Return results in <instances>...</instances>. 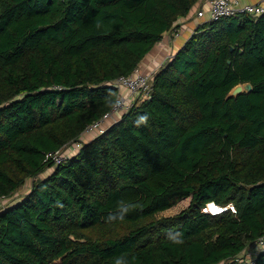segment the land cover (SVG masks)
<instances>
[{
	"label": "trees",
	"instance_id": "obj_1",
	"mask_svg": "<svg viewBox=\"0 0 264 264\" xmlns=\"http://www.w3.org/2000/svg\"><path fill=\"white\" fill-rule=\"evenodd\" d=\"M200 1L0 0V264H264L244 255L264 239V15L203 23L149 100L85 134ZM121 200L139 207L109 222Z\"/></svg>",
	"mask_w": 264,
	"mask_h": 264
},
{
	"label": "built area",
	"instance_id": "obj_2",
	"mask_svg": "<svg viewBox=\"0 0 264 264\" xmlns=\"http://www.w3.org/2000/svg\"><path fill=\"white\" fill-rule=\"evenodd\" d=\"M207 3L209 5L208 8H201L197 14L198 18L203 19L204 23L216 22L223 18L235 17L241 14L250 15L254 18L264 15V5L260 4H244L239 0H207ZM153 76L144 73L139 68L132 75L123 76L116 80L113 84L118 88L119 96L112 111L106 114L101 120L89 126L85 134H95V136L102 134L107 128L106 121L112 118L115 113L121 112L124 114L133 106L149 100L153 93ZM49 157H52L57 164L62 163L65 159V156L60 151L49 154ZM227 211L236 213L235 205L232 203L219 205L211 202L203 208L204 213L212 216H218ZM257 244L264 249V239L258 241ZM253 263L252 260L249 261V264Z\"/></svg>",
	"mask_w": 264,
	"mask_h": 264
},
{
	"label": "crops",
	"instance_id": "obj_3",
	"mask_svg": "<svg viewBox=\"0 0 264 264\" xmlns=\"http://www.w3.org/2000/svg\"><path fill=\"white\" fill-rule=\"evenodd\" d=\"M241 3H252L264 5V0H239ZM207 0H201L198 6H195L191 12L179 19L176 35L171 33L164 34L163 40L155 47V49L145 58L141 63L140 69L146 73L154 75L157 70L171 57H173L181 48L184 47L186 42L194 34V32L204 23L203 19L198 18L197 14L201 8H208ZM123 113H115L112 118L106 121V127H109L114 122L120 120ZM88 140L94 138V134L87 136ZM261 250V247L252 244L249 250L244 255L249 258H254V255Z\"/></svg>",
	"mask_w": 264,
	"mask_h": 264
},
{
	"label": "clouds",
	"instance_id": "obj_4",
	"mask_svg": "<svg viewBox=\"0 0 264 264\" xmlns=\"http://www.w3.org/2000/svg\"><path fill=\"white\" fill-rule=\"evenodd\" d=\"M97 27H100L99 24L96 25ZM147 116H141L136 121L137 125L143 124L147 122ZM139 205L136 203H127L124 200H121L118 202L117 211L115 213H110L109 216L106 218L109 222L114 220H122L127 213L130 211L138 208ZM166 238L171 241L173 244H182L183 238L182 233L179 231H169L166 233ZM114 264H128V261L126 259L125 255H120L114 258Z\"/></svg>",
	"mask_w": 264,
	"mask_h": 264
},
{
	"label": "rangeland",
	"instance_id": "obj_5",
	"mask_svg": "<svg viewBox=\"0 0 264 264\" xmlns=\"http://www.w3.org/2000/svg\"><path fill=\"white\" fill-rule=\"evenodd\" d=\"M124 93H126V92H124ZM51 172H52L51 170H47V171H46L45 173H43L40 177H41V178H45V177H47ZM32 184H33V180H29V181L25 184V186L22 188V190H23V189H24V190L20 193V196H22V195L28 193V192L30 191V188H31ZM20 196H15L14 201H16L17 198L20 197ZM190 201H191L190 198H189V199L182 200L178 205H176V206L173 207L172 209H170V210H168V211H166V212H163V213L161 214V216H163V217H171V216H175V215L179 214L181 211H183V210H185V209L188 208V206L190 205ZM246 257H247V255H246ZM247 258H248V257H247Z\"/></svg>",
	"mask_w": 264,
	"mask_h": 264
},
{
	"label": "water",
	"instance_id": "obj_6",
	"mask_svg": "<svg viewBox=\"0 0 264 264\" xmlns=\"http://www.w3.org/2000/svg\"><path fill=\"white\" fill-rule=\"evenodd\" d=\"M252 90L250 83H245L243 85L236 86L230 93L229 97H238L243 92L249 93Z\"/></svg>",
	"mask_w": 264,
	"mask_h": 264
}]
</instances>
